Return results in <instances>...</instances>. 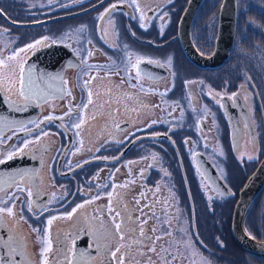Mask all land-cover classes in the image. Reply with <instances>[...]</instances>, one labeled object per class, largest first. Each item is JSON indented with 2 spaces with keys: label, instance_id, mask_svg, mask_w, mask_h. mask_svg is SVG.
Listing matches in <instances>:
<instances>
[{
  "label": "flooded vegetation",
  "instance_id": "af4514ba",
  "mask_svg": "<svg viewBox=\"0 0 264 264\" xmlns=\"http://www.w3.org/2000/svg\"><path fill=\"white\" fill-rule=\"evenodd\" d=\"M199 1L191 39L199 53L209 56L223 0ZM189 2L0 0L4 35H20L23 28L32 32L31 38L10 42L0 59V111L13 108L30 114L21 126L0 133V160H5L0 163V208H12V215L0 213V264H43L45 256L48 264H103V258L114 260L111 253L117 247L124 264H156L177 225L173 218L187 216V227L225 224V209L234 207L239 191L230 188L229 176L251 165L250 174L264 154V71L256 58L235 54L237 25L221 66L193 64L178 36ZM21 15L38 19L22 22ZM107 22L112 24L113 45L103 42L100 32L95 37L87 32ZM34 23L38 25H29ZM250 35L264 47V35L254 28ZM44 38L46 47L19 51L29 39L35 43ZM17 52L19 57L14 56ZM36 52L39 57L31 59ZM9 63L16 65L11 69ZM156 65L167 73L153 77ZM21 66L25 85L29 73L35 82L27 97L19 95ZM60 77L63 86L56 85L51 93L44 89L45 80L57 82ZM103 96L117 102V117L103 112ZM224 109L228 118L233 112L238 120V134L231 135ZM77 123L79 128L74 127ZM27 141L31 143L25 148ZM243 144L258 156L239 166L232 157ZM18 149L22 154L6 159ZM200 157L232 195L210 185ZM73 208L77 211L68 218ZM116 212L120 224L136 220L137 239L129 234L114 243L97 231L103 216L111 218ZM53 216L58 219L49 226ZM47 240L51 250L44 254ZM169 263L182 264L176 259Z\"/></svg>",
  "mask_w": 264,
  "mask_h": 264
},
{
  "label": "rangeland",
  "instance_id": "374dc122",
  "mask_svg": "<svg viewBox=\"0 0 264 264\" xmlns=\"http://www.w3.org/2000/svg\"><path fill=\"white\" fill-rule=\"evenodd\" d=\"M238 6V20H237V28H239L238 35L239 38L236 42L235 46V54L237 56H242L250 59L251 61L256 58V63L258 64V68L264 71V47L260 45L258 42L260 39L256 40L255 36L250 35V30L255 29V31L259 32L264 35V24L261 25L259 23V19L264 17V0H237ZM245 12V14H241ZM25 16H19L18 20L22 22L31 21L38 19L37 17L34 18H24ZM98 17V15H97ZM0 22H2L0 20ZM3 23V22H2ZM63 22H58L57 24H62ZM4 24V23H3ZM2 27V26H0ZM20 35H17L13 32L10 35H4V28L0 30V59L6 56V53L9 52V43L13 42L16 37H23L27 36L31 38V33L29 32L30 29L23 28ZM88 34L92 37H95L98 32L101 33L103 36V42L111 43L112 45L115 44V38L112 33V24L111 22H107L106 25L103 24L96 29L92 27L87 29ZM259 37V35H258ZM22 39H19L21 41ZM241 41H245L243 44ZM34 41L29 39L28 44H33ZM57 46V45H56ZM21 53L17 52L14 56H20ZM102 56H100V60ZM6 58L12 59L13 56L9 55ZM16 58V57H14ZM104 59V57H103ZM9 60H5L7 63ZM16 63H9L7 67L14 68ZM5 70V68H4ZM242 71V70H241ZM5 75V74H3ZM103 85H105L103 83ZM195 83L188 84V87H194ZM103 91H107V89H103ZM162 101H166L164 99V95H162ZM178 105V104H177ZM119 106L117 102L112 101L110 98L103 96V112H106L107 115L111 118H115L119 114ZM129 116H132L128 113ZM127 119V118H126ZM125 120V119H123ZM105 122L103 121V124ZM61 134V133H60ZM118 138V137H117ZM257 151L254 150L250 146H245L244 144L238 149L237 152L234 154V161H237L238 165L240 166L244 160L255 159L257 157ZM253 167L251 165L245 166V168L237 169L236 175L234 174L228 181L230 184L231 189L239 190L242 187V183L245 182V178L249 175V170ZM249 171V172H248ZM235 176V177H234ZM239 177V182L236 180ZM241 183V187H240ZM235 199V198H234ZM189 203V200L187 201ZM227 216L230 214V221H229V228L231 225V218H232V210L230 206L226 207L225 209ZM187 216H184L181 220L177 218H173V221L177 224L175 226L174 232L171 234V241L166 242L165 245L159 250L160 257L156 259V264H159L160 261H163L162 264H179V263H169L170 260H177L182 264H264V257L256 256L249 254L239 248L230 232V240L232 243L228 242L227 240L222 239V236H217L215 232L216 226H195V227H187L185 224V219ZM106 218L109 219L108 224L110 225V229L107 233H105L106 238L116 243L117 240H120L122 237L126 235L135 236L137 239V233L139 231L138 223L136 220L131 218L127 223L121 222V228L123 229L122 232H117L112 224L111 218L107 216H103V223L106 224ZM133 219V220H132ZM118 221V220H117ZM120 222V221H119ZM112 225H111V224ZM181 223V224H180ZM181 225V226H180ZM245 229L247 232L252 235L253 237L264 240V192L261 196L256 200L253 204L251 211L246 214L245 222H244ZM205 227L200 233L198 232V228ZM211 227L213 230H211ZM160 230V226L157 227ZM209 228L211 234H209ZM131 230V231H130ZM164 230H167V226H164ZM130 231V233H129ZM230 231V229H229ZM208 237V238H206ZM105 243V238H104ZM230 245V246H227ZM103 264H116L115 259H105L103 258Z\"/></svg>",
  "mask_w": 264,
  "mask_h": 264
},
{
  "label": "water",
  "instance_id": "95a60500",
  "mask_svg": "<svg viewBox=\"0 0 264 264\" xmlns=\"http://www.w3.org/2000/svg\"><path fill=\"white\" fill-rule=\"evenodd\" d=\"M199 4V0H191V2H189V8L187 7V12L182 15L179 22L178 36L183 51L193 64L199 67L213 69L221 66L224 63V61L228 57L231 47L233 46L237 24V1L223 0L218 14L215 48L209 56H205L199 53L191 39L190 29L195 17V11L197 10ZM29 25H38V23ZM37 54L38 52H36L31 57V59L39 57ZM70 56L72 57L73 53H71ZM30 64L31 62H28L27 66ZM64 66L65 65H61L59 67L60 69H63ZM166 73L167 72H165V69L160 65H156V67L152 69V76L156 78L161 77ZM33 84H35V82H33ZM56 85L63 86L61 77L57 82H49L45 80L43 86L45 90H48V92L50 91L49 93H51V91H56ZM49 96L50 95L48 94L46 98ZM224 111L228 119V125L231 130V135L238 134L239 125L238 120L234 121V113L232 112L231 118L230 116L228 118V115H230L229 111L227 112V109H224ZM1 113H5V115H2L3 119L2 123H0V133L7 129L21 126L27 121V119H29L28 116L30 115L27 111L23 112L22 110L13 108H9L7 110H5V108H2V111H0V117ZM198 163L201 165V169L207 181L213 188L220 191L224 195H232L233 192L231 191V189L223 182V180L219 177L214 168L205 158L200 157L198 159ZM263 189L264 154L238 191L237 199L234 203L232 211L230 225L231 236L235 244L249 254L262 257H264V240L257 239L250 235L245 229L244 220L246 214L251 209L255 199Z\"/></svg>",
  "mask_w": 264,
  "mask_h": 264
},
{
  "label": "snow or ice",
  "instance_id": "6c2138e0",
  "mask_svg": "<svg viewBox=\"0 0 264 264\" xmlns=\"http://www.w3.org/2000/svg\"><path fill=\"white\" fill-rule=\"evenodd\" d=\"M116 5H112V9H115ZM109 11L106 9V12ZM47 40V38H44V40H37L35 43L33 44H29L26 46L25 49H20L19 51H27L28 49H32L35 50L38 46L40 47H46L47 45L44 43V41ZM16 53H14L15 55ZM2 63V62H0ZM25 68L23 66L20 67V79H19V84L21 86V90L19 92L20 96H25L27 97L29 94H31L32 92V88H33V81L31 78V74L29 73L28 75V79H27V86L25 85ZM4 83L3 80H0V86H2ZM25 87H27V91H25ZM91 102V101H89ZM85 107H87V105H85ZM71 113V109L69 110V113H66L65 115H69ZM45 119H52V117H46ZM81 123H83V121L81 120ZM74 127L79 128L80 127V123H77L74 125ZM78 134V133H77ZM44 135H47V133H44ZM37 140H39V137H37ZM31 143V141H27L25 142V148L28 147V144ZM23 149H18L16 153L13 154H9L6 159L11 160L13 158V155L15 154H22ZM5 160H0V163H4ZM21 191H24V189H21ZM28 196H32V191L31 189L28 190ZM109 196L111 197V193H109ZM98 198V197H97ZM112 201L110 199L109 204L111 205ZM83 207V205H77V208H81ZM77 211L76 208L72 209V212L67 213V217L70 218L72 216L73 213H75ZM109 211L111 212L112 209L111 207L109 208ZM7 213L8 215H12V208H0V213ZM120 213L116 212L114 216L111 217L112 220V224L114 225V228L117 232H122L123 229L121 228V224L117 221V217H119ZM58 219V217L53 216L51 219L48 220V225L51 226L53 221ZM103 231L105 233H107L109 231V229L105 226V224L103 222L98 224L97 227V231ZM141 233H143V229H141ZM157 239H159V237H157ZM51 250V241L47 240L45 241V247L42 249V252L44 254L48 253ZM151 251H155L154 248L150 249ZM121 252V248L117 247L115 252H112L111 255L112 257L116 260V264H124V261L122 259L121 256H118L117 254ZM43 264H48L47 258L45 256V259L43 261ZM69 264H71V262L69 261Z\"/></svg>",
  "mask_w": 264,
  "mask_h": 264
},
{
  "label": "trees",
  "instance_id": "16d2710c",
  "mask_svg": "<svg viewBox=\"0 0 264 264\" xmlns=\"http://www.w3.org/2000/svg\"><path fill=\"white\" fill-rule=\"evenodd\" d=\"M264 16V15H263ZM259 23L264 24V17H262L261 19H259ZM240 178H237V180H239ZM246 179V178H245ZM243 184V183H242ZM240 187H241V183H240ZM264 192V189L261 191V194ZM261 194H259L258 198L261 196ZM257 198V199H258ZM230 209L232 210V205L230 206ZM251 211V210H250ZM229 221H230V214L227 216V213H226V221H225V224L223 226H216L214 229H215V232L217 233L216 235L220 237L222 236V239L224 240H227L228 242L232 243L231 240H230V231H229ZM245 222V220H244ZM203 229H206L205 227L201 228L199 227L198 228V232L200 233ZM211 230H213V228L211 227ZM209 234H211V231H210V228H209ZM208 238V237H206ZM227 246H230V245H227ZM259 257V256H258Z\"/></svg>",
  "mask_w": 264,
  "mask_h": 264
},
{
  "label": "bare ground",
  "instance_id": "6f19581e",
  "mask_svg": "<svg viewBox=\"0 0 264 264\" xmlns=\"http://www.w3.org/2000/svg\"><path fill=\"white\" fill-rule=\"evenodd\" d=\"M49 56H51V55H49Z\"/></svg>",
  "mask_w": 264,
  "mask_h": 264
}]
</instances>
